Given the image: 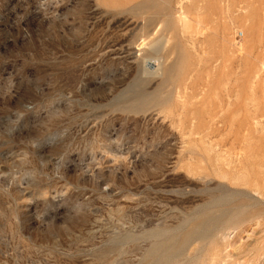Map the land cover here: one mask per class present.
I'll list each match as a JSON object with an SVG mask.
<instances>
[{
  "label": "rangeland",
  "instance_id": "374dc122",
  "mask_svg": "<svg viewBox=\"0 0 264 264\" xmlns=\"http://www.w3.org/2000/svg\"><path fill=\"white\" fill-rule=\"evenodd\" d=\"M0 264H264V0H0Z\"/></svg>",
  "mask_w": 264,
  "mask_h": 264
},
{
  "label": "bare ground",
  "instance_id": "6f19581e",
  "mask_svg": "<svg viewBox=\"0 0 264 264\" xmlns=\"http://www.w3.org/2000/svg\"><path fill=\"white\" fill-rule=\"evenodd\" d=\"M190 31H191V30H190ZM183 32H184V31H183ZM187 33H188V32H187ZM180 34H181V33H180ZM189 35H190V34H189ZM192 35H193V34H192ZM186 36H187V35H186ZM187 37H188V36H187ZM185 38H186V37H185ZM192 43H193V41H192ZM192 46H193V45H192ZM201 57H202V56H201ZM144 95H145V94H144ZM144 95H143V96H144ZM150 99H151V98H150ZM150 99H148V100L150 101ZM148 100H147V101H148ZM151 100H152V99H151ZM142 101H143V100H142ZM142 101H141V102H142ZM154 101H155V100H154ZM138 103H139V102H138ZM142 103H143V102H142ZM140 104H141V103H140ZM140 104H139V105H140ZM211 219H212V218H211ZM206 220H207V219H206ZM209 221H210V219H209ZM202 222H203V221H202ZM204 222H205V221H204ZM204 222H203V223H204ZM207 222H208V220H207ZM205 223H206V222H205ZM200 224H201V223H200ZM206 224H207V223H206ZM203 227H204V226H203ZM203 227H202V228H203ZM204 229H205V227H204ZM210 229H211V228H210ZM200 230H201V227H200ZM203 231H204V230H203ZM206 231H207V230H206ZM195 232H196V231H195ZM198 232H199V231H198ZM201 234H202V232H201ZM199 235H200V234H199ZM199 235H198V236H199ZM193 236L196 237L197 234H196V235H193ZM200 237H202V236H200ZM190 239H191V238H190ZM195 239H196V238H195ZM197 240H199V239H197ZM223 240H224V239H223ZM177 243H178V242H177ZM179 243H180V242H179ZM190 243H191V240H190ZM188 245H189V244H188ZM188 245H187V246H188ZM223 246H224V245H223ZM185 247H186V246H185ZM178 248H179V247H178ZM180 248H182V247H180ZM183 249H184V248H183ZM183 249H182V250H183ZM188 249H189V248H188ZM179 250H181V249H179ZM185 250H186V249H185ZM183 251H184V250H183ZM188 258H189V257H188ZM191 258H192V257H191ZM189 261H190V260H189ZM170 262H171V261H170Z\"/></svg>",
  "mask_w": 264,
  "mask_h": 264
}]
</instances>
